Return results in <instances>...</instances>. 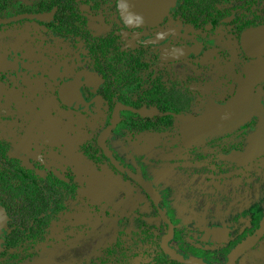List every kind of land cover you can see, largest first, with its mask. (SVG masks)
<instances>
[{
  "label": "flooded vegetation",
  "instance_id": "obj_1",
  "mask_svg": "<svg viewBox=\"0 0 264 264\" xmlns=\"http://www.w3.org/2000/svg\"><path fill=\"white\" fill-rule=\"evenodd\" d=\"M184 5L176 0L161 19L130 24L120 0H0V166L6 155L39 177L73 178L76 185L63 207L51 208L44 237L14 264L37 256L79 202L74 168L45 170L38 159L49 151L55 160L67 156V140L51 147L38 134L55 126L58 136L82 135L79 149L99 170L114 167L109 176L123 198L122 207L103 215L119 217L116 239L72 264H195L165 246L206 264H253L246 254L256 248L255 264H264V229L230 260L264 221V151L241 158L261 117L252 113L200 139L188 137L181 118L230 101L255 65L262 74L254 91L264 100V53L250 55L243 46L244 32L264 25V0H226L198 18L185 15ZM103 134L115 161L101 145ZM120 142L127 148L122 156L115 153ZM66 219L71 230H85L78 214ZM9 220L8 214L0 254Z\"/></svg>",
  "mask_w": 264,
  "mask_h": 264
},
{
  "label": "rangeland",
  "instance_id": "obj_2",
  "mask_svg": "<svg viewBox=\"0 0 264 264\" xmlns=\"http://www.w3.org/2000/svg\"><path fill=\"white\" fill-rule=\"evenodd\" d=\"M47 102V100L42 101V108L47 107ZM53 128L54 129L50 130L47 134H42L39 130L37 131L39 136L46 139L51 147L59 148L63 145V142L67 140V156L55 160V153L52 151L46 152L43 155H38V159L42 162L41 168L46 170V168L52 167L51 164L54 165V167H62L70 164L74 168L76 179L80 184L79 202L73 207L71 212H65L60 219L61 221L59 220L53 226L51 238L49 239L50 243L46 245L37 256L17 264H72L79 259L81 254L91 256L93 252L95 253L96 248L111 244L119 233V217L116 216L112 219L103 217V215H106V208L110 206L113 208L122 207L121 202L123 198L120 195V187L114 178L109 176L111 175L109 174V172L112 171L111 168L114 167L111 165L110 167L102 166V170H99V166L79 149V142L82 135H77L75 137L71 136L70 138L65 132L58 136L55 133L57 126ZM109 144L112 145V143ZM114 144H117V142ZM117 146L118 148L115 153L121 156L125 155L127 148L123 147V142H120ZM102 158L104 159V157ZM39 173L44 174L45 171L39 170ZM261 185L264 186V181ZM83 200L84 203H82ZM241 200H243V198H241ZM259 202L260 204H264V189L259 198ZM99 209L102 210V213L97 217ZM70 213L74 216L78 214V216L83 217L85 230L78 231L81 227L77 230L70 229L69 221L66 219L70 218ZM74 219L79 220L78 217ZM76 232L82 233L76 234ZM73 233L75 234L73 235ZM56 237L57 239L51 241ZM71 239L73 242L68 243ZM246 255L251 262L255 264L256 258L259 257V250L252 248L247 251Z\"/></svg>",
  "mask_w": 264,
  "mask_h": 264
},
{
  "label": "water",
  "instance_id": "obj_3",
  "mask_svg": "<svg viewBox=\"0 0 264 264\" xmlns=\"http://www.w3.org/2000/svg\"><path fill=\"white\" fill-rule=\"evenodd\" d=\"M176 3V0H120V10L125 20L130 24L154 22L161 19L167 11ZM243 46L250 55L264 53V25L251 28L243 34ZM185 52L186 48H181ZM259 66H252L247 71V78L241 84L235 97L224 103L210 102L206 110L199 116H181L188 137L200 139L205 135L215 136L224 131L231 130L252 114L257 113L261 117L259 128L250 135V144L246 152L241 154L244 160L250 159L264 151V106L260 103L257 93L254 91V83L259 79L262 71ZM105 134L100 138L101 145L107 155L115 161L105 141ZM124 170L128 171L126 168ZM8 214L0 203V235L7 226ZM264 221L261 228L251 235L246 241L234 249V254L250 246L263 232ZM3 239L0 237V251ZM165 249L180 260H187L195 264H206L203 260L178 255L165 246Z\"/></svg>",
  "mask_w": 264,
  "mask_h": 264
},
{
  "label": "trees",
  "instance_id": "obj_4",
  "mask_svg": "<svg viewBox=\"0 0 264 264\" xmlns=\"http://www.w3.org/2000/svg\"><path fill=\"white\" fill-rule=\"evenodd\" d=\"M225 1L184 0L186 5L181 9L185 15L198 18L206 12L218 10L219 4ZM4 157L6 163L0 166V201L10 216V231L6 234L5 248L0 254V257L6 258L0 259V264H14L27 255L26 248L31 247V242L44 237L45 227L56 213H52L51 208L54 205L57 211L63 207L64 200L75 195L76 185L73 178L53 179L51 174L48 177H39L35 172L18 164L17 160L6 155ZM43 188L48 192H42ZM38 192L42 196L37 195ZM48 196L51 199L49 203Z\"/></svg>",
  "mask_w": 264,
  "mask_h": 264
},
{
  "label": "snow or ice",
  "instance_id": "obj_5",
  "mask_svg": "<svg viewBox=\"0 0 264 264\" xmlns=\"http://www.w3.org/2000/svg\"><path fill=\"white\" fill-rule=\"evenodd\" d=\"M260 103H264V100H260L259 101ZM55 112L50 108L49 109V116H51L52 118H55Z\"/></svg>",
  "mask_w": 264,
  "mask_h": 264
}]
</instances>
